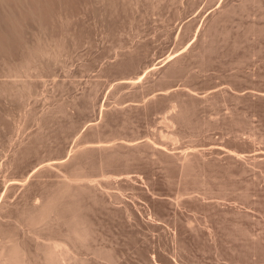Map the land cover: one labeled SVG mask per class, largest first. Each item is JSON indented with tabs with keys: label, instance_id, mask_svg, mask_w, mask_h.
Returning a JSON list of instances; mask_svg holds the SVG:
<instances>
[{
	"label": "rangeland",
	"instance_id": "374dc122",
	"mask_svg": "<svg viewBox=\"0 0 264 264\" xmlns=\"http://www.w3.org/2000/svg\"><path fill=\"white\" fill-rule=\"evenodd\" d=\"M55 245L264 264V0H0V264Z\"/></svg>",
	"mask_w": 264,
	"mask_h": 264
},
{
	"label": "bare ground",
	"instance_id": "6f19581e",
	"mask_svg": "<svg viewBox=\"0 0 264 264\" xmlns=\"http://www.w3.org/2000/svg\"><path fill=\"white\" fill-rule=\"evenodd\" d=\"M162 61L163 60H161V62ZM57 248H58V245L53 246L52 247V251L50 253H48V255L50 257H52L51 262H54V261L56 262V260H57L60 264H69L68 262H65L67 260H70V259L67 258V257H69V255H67V253L66 254L60 253Z\"/></svg>",
	"mask_w": 264,
	"mask_h": 264
}]
</instances>
